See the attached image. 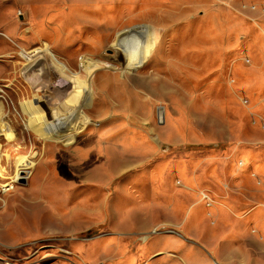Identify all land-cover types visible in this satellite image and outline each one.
<instances>
[{"label":"rangeland","instance_id":"1","mask_svg":"<svg viewBox=\"0 0 264 264\" xmlns=\"http://www.w3.org/2000/svg\"><path fill=\"white\" fill-rule=\"evenodd\" d=\"M8 183L0 264H264V0H0Z\"/></svg>","mask_w":264,"mask_h":264},{"label":"bare ground","instance_id":"2","mask_svg":"<svg viewBox=\"0 0 264 264\" xmlns=\"http://www.w3.org/2000/svg\"><path fill=\"white\" fill-rule=\"evenodd\" d=\"M53 53L49 50V48L46 45H43V46H39V47H36V48L32 49L30 52H28V51H22L20 54H21L22 58H24L27 61L32 60L35 56H40V57H42V56L43 57L50 56V58H52L55 62L59 63L65 70H68L67 69V66H65L64 64H62V63H60V62L57 61V59L55 58V56L53 55ZM77 102H79V101H77ZM158 115L159 116H162V113L159 112ZM68 116L70 118V115L68 113L67 114H64L61 117V120L64 121ZM62 125H64V123ZM32 163L33 162L31 160H28L27 158L24 157L21 160V163H19V165L21 166V168H18L17 169L18 170V172H17L18 177H19V173H21L23 170H25L27 168H30L33 165ZM10 189H13V185H11V183H8V184L2 185L1 191L4 192V191L10 190Z\"/></svg>","mask_w":264,"mask_h":264},{"label":"crops","instance_id":"3","mask_svg":"<svg viewBox=\"0 0 264 264\" xmlns=\"http://www.w3.org/2000/svg\"><path fill=\"white\" fill-rule=\"evenodd\" d=\"M194 184H196V185H199L202 181L199 179L198 180V178H196L195 180H193L192 181ZM203 202L201 201V200H197V201H195L192 205H191V207L190 208H193V207H195V206H198V208L200 209V210H203V207L205 208V206H203V204H202ZM189 208V209H190ZM189 211V210H188ZM195 219V216L193 217V220Z\"/></svg>","mask_w":264,"mask_h":264},{"label":"water","instance_id":"4","mask_svg":"<svg viewBox=\"0 0 264 264\" xmlns=\"http://www.w3.org/2000/svg\"><path fill=\"white\" fill-rule=\"evenodd\" d=\"M18 179H19V181H20L21 183H25V178H24V177H19Z\"/></svg>","mask_w":264,"mask_h":264},{"label":"built area","instance_id":"5","mask_svg":"<svg viewBox=\"0 0 264 264\" xmlns=\"http://www.w3.org/2000/svg\"><path fill=\"white\" fill-rule=\"evenodd\" d=\"M1 189H2V186H0V192H3V191H1Z\"/></svg>","mask_w":264,"mask_h":264}]
</instances>
